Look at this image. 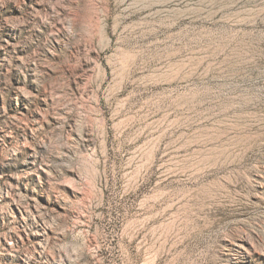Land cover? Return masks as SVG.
Instances as JSON below:
<instances>
[{"label":"rangeland","instance_id":"rangeland-1","mask_svg":"<svg viewBox=\"0 0 264 264\" xmlns=\"http://www.w3.org/2000/svg\"><path fill=\"white\" fill-rule=\"evenodd\" d=\"M0 264H264V0H0Z\"/></svg>","mask_w":264,"mask_h":264}]
</instances>
